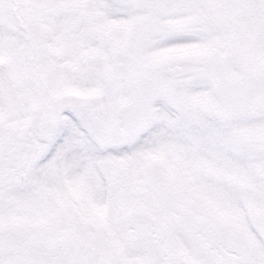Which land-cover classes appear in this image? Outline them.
I'll list each match as a JSON object with an SVG mask.
<instances>
[{
  "label": "snow or ice",
  "instance_id": "snow-or-ice-1",
  "mask_svg": "<svg viewBox=\"0 0 264 264\" xmlns=\"http://www.w3.org/2000/svg\"><path fill=\"white\" fill-rule=\"evenodd\" d=\"M0 264H264V0H0Z\"/></svg>",
  "mask_w": 264,
  "mask_h": 264
}]
</instances>
